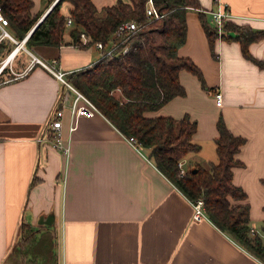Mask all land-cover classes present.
I'll return each instance as SVG.
<instances>
[{"label":"crops","instance_id":"obj_1","mask_svg":"<svg viewBox=\"0 0 264 264\" xmlns=\"http://www.w3.org/2000/svg\"><path fill=\"white\" fill-rule=\"evenodd\" d=\"M57 1L33 0V15L42 20ZM117 1L93 0L99 9ZM200 2L213 27L210 10L226 6L229 20L264 29V0ZM69 7L64 3L62 9L68 12ZM199 12H187V41L179 54L202 69L206 84L223 93V104L217 105L214 92L207 93L199 78L184 69L180 81L186 95L147 114L179 118L188 113L197 120L193 140L201 146L183 159L185 166L208 167L217 161L220 115L245 138L233 182L246 191L240 203L250 204L251 227L264 238V38L250 43L253 59L244 56L238 39L218 37L215 58ZM5 28L12 38L0 36V42L9 38L16 43L0 58V66L7 63L6 77L11 68L24 69L33 54L50 65L55 60L66 77L102 56L95 45L29 49L28 35L18 41L9 24ZM20 50L27 53L22 69ZM64 87L40 63L22 77L0 81V264L20 239L22 222L52 231L57 264H264L207 214L196 219L193 201L156 166L149 150L132 144L101 112L73 119L66 110L63 133L69 155L45 141L53 135L49 122ZM72 123L76 127L70 131Z\"/></svg>","mask_w":264,"mask_h":264},{"label":"trees","instance_id":"obj_2","mask_svg":"<svg viewBox=\"0 0 264 264\" xmlns=\"http://www.w3.org/2000/svg\"><path fill=\"white\" fill-rule=\"evenodd\" d=\"M146 1L118 0L99 9L93 0H58L28 37L39 20L32 13L33 0H0V5L13 36L18 41L27 37L25 46L29 49L65 44L88 48L97 41L106 48L117 42L115 54L101 56L87 67L72 71L68 80L89 97L121 133L135 137L138 144L148 149L156 166L189 199L202 198L206 214L218 227L264 261V238L252 232L250 204L240 203V200L247 199V193L233 182V168L240 164L236 155L245 138L234 134L220 115L217 121L219 134L215 139L217 161L208 167L184 165L182 174L179 162L201 146L193 140L197 120L188 113L179 118L147 114L177 96L186 95L180 81L181 70L195 74L204 89L212 93L217 90L208 88L202 69L192 58L179 54V49L187 41L189 8L199 9V18L215 58L218 57L216 41L222 37L238 39L244 56L255 59L249 45L264 38V29L257 30L249 23L227 20L224 31L219 33L202 11L200 0H154L155 6L164 13L155 18L147 16ZM64 3L70 4L68 12L62 9ZM68 19L73 23L69 37L66 36ZM131 20L137 23V29L117 35L119 27ZM82 31L88 36L86 43H83ZM15 45L9 38L2 40L0 58ZM126 46L128 50L123 52ZM20 51L24 57L18 69L26 66L27 53ZM5 77L3 72L0 81ZM21 228L22 235L4 264H57L56 240L52 231H42L29 222H22ZM262 229L264 231V225Z\"/></svg>","mask_w":264,"mask_h":264},{"label":"built area","instance_id":"obj_3","mask_svg":"<svg viewBox=\"0 0 264 264\" xmlns=\"http://www.w3.org/2000/svg\"><path fill=\"white\" fill-rule=\"evenodd\" d=\"M145 12L147 16H152L155 18L162 17L164 13H161L159 9L155 6L154 0H147L145 6ZM210 14L212 15V19L218 29L219 33L224 31L223 26L224 23L231 18V14L226 6L218 8L217 10H210ZM9 24V20L3 12V9L0 5V36L1 37H11L10 32L5 28L6 25ZM67 24H72V19H68ZM138 27L137 23L133 20L127 21L119 27L117 35H122L125 31H134ZM81 37L83 43L88 41V36L85 31L81 32ZM100 51L102 56L104 55H112L115 54L117 49V42H112L109 46L105 48L104 44L101 41H97L94 44ZM128 47L126 46L122 51L126 52ZM55 63V60L53 61ZM40 63L47 68H49L54 75L61 80L65 87L60 92L57 104L50 118V128L53 131V135L48 137L47 140L54 148L61 150L65 155L70 154V143L67 140L63 133V118L66 110H69L73 119L79 116H92L95 112H100L97 105L87 97L83 92H81L78 88H76L66 77V73L62 70L56 69L53 64H47L43 59L36 55H32V59L30 63L22 70L15 71L12 68L10 69L13 76L5 77L3 82L10 81L15 78L22 77L26 75L29 70L36 64ZM6 61L3 62L0 66V75L2 74L4 67L6 65ZM214 97L216 104L221 106L223 104V93L220 90H216L214 92ZM75 123H72L69 127L70 131L75 129ZM129 141L135 146L142 147L137 143V139L133 136L128 137ZM179 166L181 167L182 174L185 172L184 170V160L179 162ZM194 204V217L196 219H202L206 215V211L204 208V200L202 198H198L196 201H193ZM254 232V229H252Z\"/></svg>","mask_w":264,"mask_h":264},{"label":"rangeland","instance_id":"obj_4","mask_svg":"<svg viewBox=\"0 0 264 264\" xmlns=\"http://www.w3.org/2000/svg\"><path fill=\"white\" fill-rule=\"evenodd\" d=\"M73 24V23H72ZM72 24H68V26H67V31H66V35H67V37H69L68 36V34H69V30H70V28H71V26H72ZM25 51V50H24ZM101 54V53H100ZM207 85V84H206ZM208 86V88H211V86H209V85H207ZM207 88V89H208ZM206 90V89H205ZM206 92L207 93H209V94H212V92L211 91H209V90H206ZM58 151H60L59 149H57Z\"/></svg>","mask_w":264,"mask_h":264},{"label":"water","instance_id":"obj_5","mask_svg":"<svg viewBox=\"0 0 264 264\" xmlns=\"http://www.w3.org/2000/svg\"><path fill=\"white\" fill-rule=\"evenodd\" d=\"M40 21H41V20H40ZM40 21H38V22L36 23V25L30 30V32L28 33V36L34 31V29L37 27V25L40 23ZM46 223H48V224H52V222L49 221V220H46Z\"/></svg>","mask_w":264,"mask_h":264}]
</instances>
